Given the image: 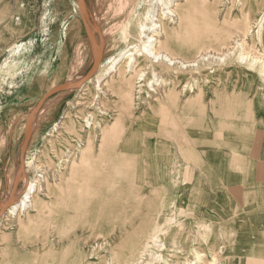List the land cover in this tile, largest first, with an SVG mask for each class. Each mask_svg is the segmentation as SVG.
Wrapping results in <instances>:
<instances>
[{"label": "rangeland", "instance_id": "rangeland-1", "mask_svg": "<svg viewBox=\"0 0 264 264\" xmlns=\"http://www.w3.org/2000/svg\"><path fill=\"white\" fill-rule=\"evenodd\" d=\"M191 2L192 10L169 46L174 55L194 60L200 52L219 53L239 37L244 52L264 57V50L255 36L259 24H262L261 31L264 30V0ZM162 7L157 0H0V264H78L79 261L97 264L101 259H104L102 264H116L117 247L119 250L131 235L134 240L141 221L144 223L158 215L162 218L153 234L170 247V252L166 253L168 260L182 263L183 252L178 250L185 249L183 238H188L185 239L188 240L186 250L196 246L198 250L214 253L223 263L220 252L204 238L205 226L185 224L176 215L178 209L172 213L164 201L156 202L161 210H152L146 204L151 201H146L150 195L144 198L143 209L127 222L117 219L116 224L106 225L104 232L100 231V235L111 241L106 250L91 245L97 231L86 226L76 228L72 236H58L57 224L50 222L42 241H37V236L31 239L22 229L31 219H35V223L50 218L62 219L61 208H55L59 194H55L54 189L72 171V160H75L74 166L86 146H89L87 153L97 154L104 130L112 120L122 115L129 133L133 127L150 124L153 105L169 100L171 91L183 95L203 85L230 86L235 84L238 73L259 70V65L251 66L247 60L241 61L239 51L224 61L210 58L187 69H167L165 65L156 64L166 85L156 84V75L148 69L141 79L142 93L135 101L134 77L140 70L147 69L149 61L143 55L138 57V67L128 75L122 64L125 60L123 50L142 40L141 24H148L150 15L156 18ZM163 10L162 16L167 14L166 9ZM117 57L115 65L122 64L126 80L116 83L119 87L116 91L120 94L116 96L110 85L117 78L112 76L111 83L105 85L104 94L96 76L104 77ZM97 59L98 66L91 75L95 79L79 84L92 71ZM123 74L120 72V78ZM108 76L104 80H108ZM128 77H131L130 83ZM155 87L160 90L158 93L153 91ZM53 88L59 90L44 99L45 93ZM63 89L71 91L62 94ZM130 93L131 104L127 97ZM121 97L128 103L121 105ZM61 102L64 103L57 117L51 118L52 110ZM90 114L93 116L89 117L88 124L86 118ZM27 133L29 137L24 145ZM67 159L70 161L62 162ZM39 165L41 172L35 168ZM34 177L39 180L41 190L34 193L37 194L34 201L36 197L37 202H50L52 211L44 210L39 218L38 203L19 213L22 195ZM12 205L15 206L13 213L9 210ZM180 207L182 211L184 207ZM57 209L59 216L55 215ZM118 217L115 212L111 219ZM189 234L197 237L190 240ZM146 245L157 249L151 237L145 241ZM80 248L83 249L82 257ZM154 256L144 255L142 263L163 264ZM13 257L17 262H11Z\"/></svg>", "mask_w": 264, "mask_h": 264}, {"label": "crops", "instance_id": "crops-1", "mask_svg": "<svg viewBox=\"0 0 264 264\" xmlns=\"http://www.w3.org/2000/svg\"><path fill=\"white\" fill-rule=\"evenodd\" d=\"M236 76L230 86L171 91L169 100L153 105L150 124L129 133L123 117L115 134L102 137L97 154L88 153L90 162L72 168L54 189L62 219H31L22 226L25 234L42 241L50 222L58 236H72L79 226L103 231L117 219L127 222L150 195L152 210H161L156 202L164 201L185 224L205 226L224 264H264V73ZM49 203L39 202L37 218L46 209L52 213ZM115 212L119 217L112 220Z\"/></svg>", "mask_w": 264, "mask_h": 264}, {"label": "bare ground", "instance_id": "bare-ground-1", "mask_svg": "<svg viewBox=\"0 0 264 264\" xmlns=\"http://www.w3.org/2000/svg\"><path fill=\"white\" fill-rule=\"evenodd\" d=\"M157 1H158V3H160L163 6L162 10L160 13H156V15H157L156 18H153V16L150 15L148 18V20H149L148 24H146V23L141 24L140 35H142V40L136 44L128 45L126 47V49L123 50V53H124L123 59H125V60L123 61L122 64H124V68H126V72L128 73V75H129V73L132 74L135 71V68L138 67V65L136 66L137 61H138V57L143 55L144 58L148 59V61H149L148 65L146 66L147 69L140 70L139 72H137L136 77H134V82H135L134 98H135V101H136V98H138L140 96V94L142 93L143 82L141 79L145 75V73L148 69H150V71L156 75V77H157L155 80L156 84H157V82H159V83L161 82L162 87L164 85H166L165 80L163 79V76L161 75L162 73L157 71L155 68L156 64L157 65H159V64L165 65L164 67L167 69H170V67L187 69L189 67L197 66L199 61H207L210 58L211 59H218L219 61H224L227 58H229L232 54H235L237 51H239L238 52L239 53V59L241 61L247 60L251 66L259 65V67H258L259 71L264 73V57L260 58V57L253 55V54H249V53L244 52L243 42L241 41V39L239 37L234 39L233 42H231L230 47L221 49V51L219 53H215V52L213 53L211 51L205 52V53L200 52V53H198L197 57L194 60H185V56L181 57V56L174 55L173 51L170 49L169 46H171V43L173 42V40L175 38L176 32H178L181 29L184 20L189 16L190 11L192 10V8H191L192 2H191V0H180V1H178V0H157ZM163 9H166L165 11L167 13L164 16H162V14L164 13ZM148 15H149V13H148ZM148 15H147V17H148ZM261 28H262V24H259L258 28L256 30L257 34L255 35L260 46H261V41H262ZM199 46H201V44H199ZM201 48H204V47H201ZM118 57L113 60L114 66L112 65L111 67L106 69V73H104V75H105L104 77L101 75L96 76V81L99 84H101V86H99V87H101V90H103L104 94H106V90H105L106 83L109 82L108 84H110L112 79H113L112 76H115L117 78V80L115 82H113L110 85V87L111 88L113 87V89H112L113 91L112 90L111 91L116 92L115 93L116 96H118V95L120 96V94L117 93V91H116V88L119 89V87H116L117 86L116 83H119V81L121 79H125L126 75L123 74L125 72H123V70H122L123 68H121L122 64L118 67H116V65H115V61L118 60ZM120 57H119V59H120ZM112 67H114V68L112 69ZM120 72L123 74L121 78H120ZM211 72H212V70H211ZM106 75H109L108 80L107 79L104 80ZM93 79H95V78L90 76L84 83H87ZM127 81L130 83L131 77H128ZM97 82H96V85H97ZM153 91H155V93H158V91H160V90L157 87H155L153 89ZM130 95H131V93L127 96L129 104H131L133 102L132 95L131 96ZM120 100H121V105H123V103H125V102L128 103L126 101L125 97H121ZM119 110L122 111L121 107L119 108ZM104 111H106V110H104ZM104 111L102 113H105ZM90 116L92 117L93 114H90L87 116L86 122L88 124L90 122V118H89ZM121 117H122V115L119 116L116 120L114 119L111 121L108 129L104 130L103 140H106V138L110 134L116 133L118 126L122 125ZM87 147H89V146L85 147V149H84L85 152L82 151L80 158L77 159L74 166L72 164H73V162H75V160L74 161L72 160V162L70 164L71 167L83 168L84 166L87 165L88 158H89L88 153L86 152ZM63 161L68 162L70 160L67 159V160H62V162ZM65 167H66V165H65ZM35 168L37 171H40V172L42 170V166H40V165L36 166ZM39 177H41V175H39ZM35 178L36 177H34V180H31L30 183L28 182L29 185L27 186V188L24 191V194L22 195V198H21L22 204L20 206L19 213H21V211H24L28 208L33 207L34 204L38 203V205H39V202H37L38 200H36L37 198L35 197V201L33 198L34 196L37 195V194H34L36 191L41 192V190L39 189L40 182H39V180H36ZM43 178H46V177L43 176ZM44 181H45V179H44ZM31 182H34V184H32ZM16 187H17V185H16ZM149 207H150V205H149ZM9 210H11L12 211L11 213H13L15 210V206H13V205L10 206ZM34 211H36V209H34ZM3 213H4V210L1 214L3 215ZM175 219L177 221H180L177 218H175ZM160 221H161V218H159V219L156 218L154 221L152 219H150L144 223L141 221V224H140V227L138 230V234L134 238V240H133V235H131L130 238L125 243L123 242L124 244L119 247L120 248L119 250L117 247V252L115 254L117 257V263L116 264H143L142 263L143 262V256L146 254L151 255V256L155 255L154 258H156L159 262H162L163 264H180L179 261L172 262L171 260L167 259L166 253L170 252V247L166 244L165 241L161 240L160 236H158L157 234H155V235L153 234L154 229H156V227H157L156 225H159ZM97 226H98V228L103 227L102 224L101 225L97 224ZM201 233H203V232L201 231ZM100 234H101L100 231H97L96 236L91 241V245L94 244L95 246H97V248H101V249L104 248V250H106L107 247L110 246L111 241L109 240V238L102 236ZM150 237L155 242V244L157 245V249L154 248V250H152V248L150 249L148 245H146L147 247H145V241L148 240ZM185 237H187L186 234H185ZM196 237L197 236H195V235L193 236V235L189 234L190 240L193 238H196ZM204 238L207 239L206 232H205ZM185 239H188V238H185ZM185 239L183 238V241L185 243L184 244L185 249L180 248L178 250L179 252H183V254H182L183 261L181 264H223L219 261V258L212 252H206L204 250L203 251L198 250V249H196V246L192 247L191 249L186 250V241H188V240H185ZM94 249H96V248L94 247ZM210 254H211V256H210V258H208L207 256H209ZM81 257H82V255H81ZM103 260L104 259H101L97 264H102ZM155 264H159V263H155Z\"/></svg>", "mask_w": 264, "mask_h": 264}, {"label": "water", "instance_id": "water-1", "mask_svg": "<svg viewBox=\"0 0 264 264\" xmlns=\"http://www.w3.org/2000/svg\"><path fill=\"white\" fill-rule=\"evenodd\" d=\"M98 63H99V59H97V61L94 63V66H93V69H92V71L91 72H89L88 74H86L78 83L79 84H81V83H83V82H85L92 74H93V72L96 70V68H97V66H98ZM57 90H59V89H57V88H53L52 90H50V91H48V92H46L45 93V95L43 96V98L45 99L46 97H48L49 95H51V94H53L54 92H56ZM41 104V102H39L38 104H37V107H39V105ZM28 133H29V127H28ZM28 133H27V135H26V138H25V141H24V145H25V143H26V141L28 140ZM24 145H23V148H24Z\"/></svg>", "mask_w": 264, "mask_h": 264}]
</instances>
